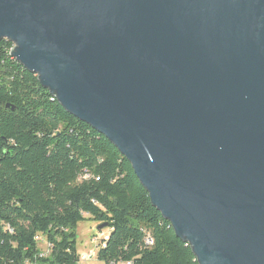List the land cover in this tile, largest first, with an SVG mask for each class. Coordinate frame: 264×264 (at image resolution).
<instances>
[{"label": "water", "instance_id": "95a60500", "mask_svg": "<svg viewBox=\"0 0 264 264\" xmlns=\"http://www.w3.org/2000/svg\"><path fill=\"white\" fill-rule=\"evenodd\" d=\"M1 40L197 264H264V0H0Z\"/></svg>", "mask_w": 264, "mask_h": 264}, {"label": "trees", "instance_id": "16d2710c", "mask_svg": "<svg viewBox=\"0 0 264 264\" xmlns=\"http://www.w3.org/2000/svg\"><path fill=\"white\" fill-rule=\"evenodd\" d=\"M11 49L0 41V264H80L84 221L107 225L102 264H197L128 161L64 111Z\"/></svg>", "mask_w": 264, "mask_h": 264}, {"label": "rangeland", "instance_id": "374dc122", "mask_svg": "<svg viewBox=\"0 0 264 264\" xmlns=\"http://www.w3.org/2000/svg\"><path fill=\"white\" fill-rule=\"evenodd\" d=\"M77 249L81 255L80 258V264H102L101 262L97 261L96 258L93 260H87L86 255L87 250L90 248H93L94 242H100L102 238H104L107 235V232L105 230L103 231H96V224L90 221H84L82 223H79L77 226ZM91 235L93 237H91ZM38 247L41 251V253L46 256L47 255V246L46 243L39 239L38 241Z\"/></svg>", "mask_w": 264, "mask_h": 264}, {"label": "crops", "instance_id": "0c3cea01", "mask_svg": "<svg viewBox=\"0 0 264 264\" xmlns=\"http://www.w3.org/2000/svg\"><path fill=\"white\" fill-rule=\"evenodd\" d=\"M76 235H77V233H76ZM91 237H93V236L91 235ZM97 244H98L97 242H94L93 248H90L89 250H87V254H85L87 260H93L94 258H96ZM76 250H77V254L79 255V259H80L81 255H84V254L79 253V251L77 249V243H76Z\"/></svg>", "mask_w": 264, "mask_h": 264}, {"label": "built area", "instance_id": "2783aa9c", "mask_svg": "<svg viewBox=\"0 0 264 264\" xmlns=\"http://www.w3.org/2000/svg\"><path fill=\"white\" fill-rule=\"evenodd\" d=\"M121 264V263H120ZM123 264H130V263H123Z\"/></svg>", "mask_w": 264, "mask_h": 264}, {"label": "bare ground", "instance_id": "6f19581e", "mask_svg": "<svg viewBox=\"0 0 264 264\" xmlns=\"http://www.w3.org/2000/svg\"><path fill=\"white\" fill-rule=\"evenodd\" d=\"M149 240V239H148ZM150 243V242H149Z\"/></svg>", "mask_w": 264, "mask_h": 264}]
</instances>
